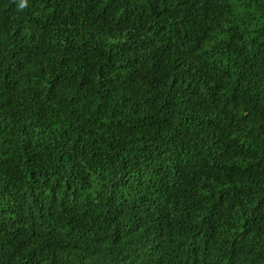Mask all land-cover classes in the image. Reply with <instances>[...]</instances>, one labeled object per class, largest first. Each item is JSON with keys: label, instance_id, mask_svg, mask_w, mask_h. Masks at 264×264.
<instances>
[{"label": "trees", "instance_id": "1", "mask_svg": "<svg viewBox=\"0 0 264 264\" xmlns=\"http://www.w3.org/2000/svg\"><path fill=\"white\" fill-rule=\"evenodd\" d=\"M0 0V264H264V0Z\"/></svg>", "mask_w": 264, "mask_h": 264}, {"label": "clouds", "instance_id": "2", "mask_svg": "<svg viewBox=\"0 0 264 264\" xmlns=\"http://www.w3.org/2000/svg\"><path fill=\"white\" fill-rule=\"evenodd\" d=\"M21 7H23L24 6V2H23V0H21V5H20Z\"/></svg>", "mask_w": 264, "mask_h": 264}]
</instances>
